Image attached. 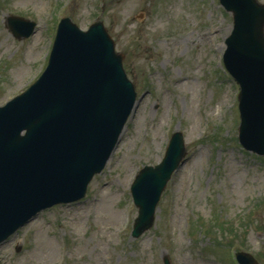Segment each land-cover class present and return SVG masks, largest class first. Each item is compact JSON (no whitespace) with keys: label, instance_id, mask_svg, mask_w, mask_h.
<instances>
[{"label":"rangeland","instance_id":"1","mask_svg":"<svg viewBox=\"0 0 264 264\" xmlns=\"http://www.w3.org/2000/svg\"><path fill=\"white\" fill-rule=\"evenodd\" d=\"M10 16L37 23L32 37L15 39ZM63 18L104 23L138 102L83 201L40 213L0 264H237L239 251L264 264V157L238 142L239 89L222 62L232 16L218 0H0V106L43 73ZM175 132L186 160L134 239L130 187Z\"/></svg>","mask_w":264,"mask_h":264},{"label":"water","instance_id":"2","mask_svg":"<svg viewBox=\"0 0 264 264\" xmlns=\"http://www.w3.org/2000/svg\"><path fill=\"white\" fill-rule=\"evenodd\" d=\"M221 3L235 18L225 64L242 85L240 141L264 155V6L255 0ZM10 26L22 38L35 24L11 19ZM135 97L103 23L82 32L63 19L40 80L0 108V243L38 211L67 200L60 197L83 194L109 158ZM183 157L176 135L163 162L137 176L134 238L153 226L160 195Z\"/></svg>","mask_w":264,"mask_h":264},{"label":"bare ground","instance_id":"3","mask_svg":"<svg viewBox=\"0 0 264 264\" xmlns=\"http://www.w3.org/2000/svg\"><path fill=\"white\" fill-rule=\"evenodd\" d=\"M202 39V38H201Z\"/></svg>","mask_w":264,"mask_h":264}]
</instances>
